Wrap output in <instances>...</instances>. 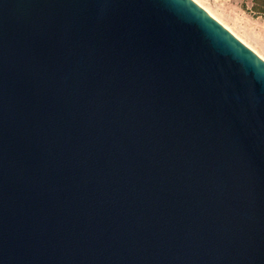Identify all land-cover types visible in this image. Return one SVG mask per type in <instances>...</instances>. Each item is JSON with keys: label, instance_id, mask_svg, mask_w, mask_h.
I'll use <instances>...</instances> for the list:
<instances>
[{"label": "water", "instance_id": "1", "mask_svg": "<svg viewBox=\"0 0 264 264\" xmlns=\"http://www.w3.org/2000/svg\"><path fill=\"white\" fill-rule=\"evenodd\" d=\"M0 264H264V61L192 0H0Z\"/></svg>", "mask_w": 264, "mask_h": 264}, {"label": "rangeland", "instance_id": "2", "mask_svg": "<svg viewBox=\"0 0 264 264\" xmlns=\"http://www.w3.org/2000/svg\"><path fill=\"white\" fill-rule=\"evenodd\" d=\"M264 61V15L253 0H192Z\"/></svg>", "mask_w": 264, "mask_h": 264}, {"label": "trees", "instance_id": "3", "mask_svg": "<svg viewBox=\"0 0 264 264\" xmlns=\"http://www.w3.org/2000/svg\"><path fill=\"white\" fill-rule=\"evenodd\" d=\"M253 11L259 15H264V0H253Z\"/></svg>", "mask_w": 264, "mask_h": 264}, {"label": "bare ground", "instance_id": "4", "mask_svg": "<svg viewBox=\"0 0 264 264\" xmlns=\"http://www.w3.org/2000/svg\"><path fill=\"white\" fill-rule=\"evenodd\" d=\"M210 15V14H209Z\"/></svg>", "mask_w": 264, "mask_h": 264}]
</instances>
